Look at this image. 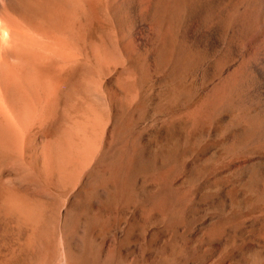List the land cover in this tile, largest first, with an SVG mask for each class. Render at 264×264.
Masks as SVG:
<instances>
[{
	"label": "rangeland",
	"instance_id": "rangeland-1",
	"mask_svg": "<svg viewBox=\"0 0 264 264\" xmlns=\"http://www.w3.org/2000/svg\"><path fill=\"white\" fill-rule=\"evenodd\" d=\"M91 1L55 2L58 6L51 4L49 14L43 15L45 19L34 16L26 18L27 22L14 17L18 18L14 20L19 29L16 31L32 38V50L48 52V58L37 55L48 62L46 74L41 64L37 65L41 59L35 60V70L32 66L27 72L31 75L38 67L39 72L43 70L38 76L46 75L49 96L46 108L43 77H37L38 71L36 76L23 70L21 73L22 67H17V78L26 73L36 81L30 80V86L36 87L27 90L34 93L33 100L29 93L26 96V90L23 96L32 101L27 102L32 113L22 110L26 118L17 119L23 114H15V108L10 114L13 106L10 108L5 99L9 112L6 104L0 107L9 113L6 117L12 122L8 123H13L19 134L17 138L15 132V141L20 138L13 148L10 145L12 149L0 151V264H177L183 263L186 255L199 264H232L218 244L197 247L196 240L162 228L164 219L180 209L169 184L180 173L181 163L157 162L146 181L130 170V163L147 119L164 122L184 116L190 132L199 129L207 137V131L218 123L229 122L231 130L237 131L244 126L246 116L264 118V101H255H262L264 93L263 99H251V104L245 102L249 99L242 103L233 97L222 102L223 97L221 103L217 99L221 84L240 76L245 55L226 54L224 59L222 47L205 52L201 45L193 51L188 49L196 56L184 52L187 54L181 55L182 60L176 48L180 41L192 45L193 26L186 24L184 30L185 26L167 20L169 16L156 15L152 10L156 0ZM94 3L93 12L89 5L93 7ZM64 7L68 8L67 16ZM51 11L54 17H48ZM88 13L94 16L90 18ZM204 26L199 24L202 31ZM201 41L206 45L204 36ZM165 45L169 52H161L160 57ZM197 52L203 59H195ZM164 55L167 57L161 62ZM221 57L223 62L230 61L228 67L225 62L226 67L220 64ZM191 60L196 64L190 65ZM17 81L18 87L24 85V78L21 83ZM13 112L19 125L13 122ZM2 114L0 118L8 120ZM237 138L227 142L225 149L230 153L243 151L241 160L264 149L262 140L256 145L255 141L241 143ZM193 144L190 141L187 146ZM41 151L47 153L46 159ZM256 175L254 169L245 182ZM262 209L264 195L253 202L252 208L225 210L220 225L225 245L249 244L236 264H264V216L259 222L253 220Z\"/></svg>",
	"mask_w": 264,
	"mask_h": 264
},
{
	"label": "bare ground",
	"instance_id": "bare-ground-1",
	"mask_svg": "<svg viewBox=\"0 0 264 264\" xmlns=\"http://www.w3.org/2000/svg\"><path fill=\"white\" fill-rule=\"evenodd\" d=\"M60 1L64 2L66 0H0V107H3V105L6 104L3 101L5 99L10 104V108L13 106V108L10 109L11 110L10 114H11L12 110L15 108L14 111H16L18 109L15 114L19 115V114H21V113L23 114V112H25V113H29L28 115H31V113H32L31 109L32 108H29L31 111V113H30V111H28V107L31 105L27 102L28 101L30 102L31 100H33L32 96L34 93H32V95H31V92L27 91V90H30V87H32V88H33V86L36 87L35 85L30 86L31 82H36L35 80L32 81L34 79V77H33V79H31L32 77H30V76L31 75L33 76V74H35L34 76H36V72L39 69V67H38L37 71H34L35 68H37V66L34 67L33 65H34V63L36 65L37 60L41 59V61H39V63H37V65L39 66V64H41L42 69L45 70V74L49 68V67H46V64H48V62L46 63V61L43 60V58H39V57L48 58L47 57L48 54L46 55V53H48V52H46L44 54L42 49H39L36 52H35V50H32V48H31L32 47L31 42H33L31 40L32 38L30 39V37L29 38L26 37L27 34H26V36H25V34L22 36L21 34L18 33V31H16L19 29L16 26L17 24L14 20L15 19L17 20L18 18L14 19V17L15 16L16 17L17 16L23 17L22 19L25 21L26 18H34V16H43L45 14H49L48 12L51 10L49 8V6L51 4L53 6H55L56 4L54 5V3L55 2L58 3ZM94 1H91V2H94ZM91 2H86V3H91ZM74 3H75V1H74ZM77 4H79L78 6L80 7V4H81L80 1L77 2ZM62 5H64V4H62ZM57 6L58 5H56V7ZM74 6H75V4H74ZM89 6L92 8V10L91 9L90 10L94 12L95 3L93 5V7L91 5H89ZM89 6H88V8H89ZM66 7H68V5ZM66 7H64L65 10L63 11L65 15L68 12V8H66ZM79 7L78 8L76 7V10L77 9L79 10ZM153 7H155V8H152V10L156 15H159V16H162L165 18H167L169 16L167 18V20L171 19V21H174L180 27L185 26L186 29H184V30H187L186 24H191L194 28V29L192 28V33H191V37L193 40L192 45H190V46L185 45L183 43V41L178 42V46L176 48L177 52L179 53L178 58H181L182 54L186 55L187 53H189L188 55L196 56L197 54L195 53L196 55H194L193 53H191L190 50H192V51L196 50L201 45H203L205 47L204 48L205 52H207L206 50H209V51L213 50L216 46L222 47V50H223L222 54L224 53V59H225V57H226V59L228 57V56H225L226 54H232L233 55V53H235V54H240L242 56L245 55L244 58L241 56L242 59H244V62L241 60L243 67L241 69L240 76H236L235 78L232 76L228 80L224 81L225 83L223 82V84H221V87L218 88L219 90L216 89V91L218 90V92H217L218 94L216 93V95L219 96L220 98L214 97L215 99L217 98L218 100L219 99L221 100L224 97L222 102H226L230 98L233 97V99L236 98L241 103H242V101L244 102V100L249 99L248 101H245V102H248L247 104H251L250 102L252 100H254L255 98H262L263 97V96H261V94L263 95V93H264V69H262V65H264V0H156V4L154 2ZM58 8H57V10H58ZM52 9H53V11L56 10L54 8H52ZM86 10H84L82 12H85ZM152 10H151V12H152ZM53 11H51V13H50L51 15L50 16L48 15V17H51V16L54 17V15H52ZM70 11H71V7H70ZM72 11H74V9ZM60 12H62V11H60ZM116 13H117V11H116ZM61 15H63V14H61ZM77 15L75 14L74 16H77ZM152 15H154V14H152ZM71 16H73V14ZM87 16L93 17L94 15L92 16V15H89V13H88ZM43 17L45 19L46 16H43ZM53 17H52V19H54ZM38 19H37V21H38ZM44 19H42V20H44ZM63 19H65V18H63ZM34 21H35V19H34ZM27 22H29V21H27ZM43 22H45V21H43ZM14 23H15L16 29L14 27ZM202 23L205 24L203 31L201 30L203 27L202 28L199 27V24H202ZM55 25H57V23ZM192 26H190V27H192ZM190 27H188V28L190 29ZM177 31H179V30H177ZM202 36H204L206 45L202 44V41H204V40L201 41ZM233 38H235L236 39L235 41H237V42L232 41L231 39H233ZM205 42H203V43H205ZM34 44H33V46H35ZM166 45H168V44H166ZM167 48H168L167 46L162 48V51H160V53H159L160 57L162 56L161 52H163V54H165L166 52H169V48L168 49ZM188 49H190V50H188ZM184 52H187V53L185 54ZM205 52H204V54H205ZM175 54H176L175 56H177L176 52H175ZM206 54H208V53H206ZM235 54H234V56H236ZM37 55L39 57H37ZM183 55H182V57H184ZM201 55L202 54H199L197 56V58L195 57V59L198 60L199 59L198 57L199 56L201 57ZM209 55L211 56V53ZM209 55H206L207 56L206 59H209V57H208ZM164 57H165V55L162 57V59H160V60H162L161 62H163V60L167 57V55L165 58ZM202 57H204V56H202ZM202 57H201V59H203ZM222 57L219 59L220 61L218 60L220 62V64H221V62H222V64L225 62L226 66H227V63L229 65L230 61L229 62L228 61L223 62V60L221 61ZM190 58L191 57L189 56L188 59H190ZM173 59L175 60V57H173ZM181 59L183 60V58H181ZM181 59L177 60V58H176V60L178 62L179 61L181 62L182 61ZM35 60H36V62H35ZM205 61L206 60H203V61L201 60L200 62H205ZM214 61L216 62V59H214ZM192 62L193 61L191 60L190 63H192ZM188 63H189V61H188ZM210 63L214 64L213 62H210ZM225 63L223 64L224 66H225ZM180 64H182V63H180ZM194 64H196V61L194 62ZM194 64L192 63L190 65H194ZM171 65L174 67L175 63H174V65L173 64H171ZM200 65H202V64H200ZM205 65H207V64H205ZM32 66L34 67V68H32L34 70H33V72H31L32 74L30 75L29 72L32 71V69H31ZM178 66H179V63H178ZM17 67H20V68L22 67L19 70L20 72H21V70L27 72V70H28L29 72H27V73L30 76L28 74L25 75L26 74L25 73L24 75L19 76L17 78V76H18L17 73H19L17 71ZM45 67L47 69H44ZM179 67H181V65ZM214 67H216V66L214 65ZM220 67L218 66L217 68H220V70H221L222 66L220 65ZM231 68H228V69L231 70ZM29 69H31V70H29ZM173 69H175V68H173ZM43 70H41V71H43ZM41 71L40 72L38 71L37 77L40 76L39 75L40 73L42 74ZM45 74L42 75V77L46 76ZM19 75H20V73H19ZM20 77H22V79H21L22 82H23V78H24V85L25 86L21 83ZM42 77H39L40 80ZM39 78H38V80H39ZM17 79L21 83L19 85V87H18L19 82L17 81ZM30 80H31V82H30ZM47 80L45 79V77H43L41 80L42 84H43L42 90H43L44 106L46 105V100H48L46 98L49 96V94L47 95V92H49V91L46 90L47 89V87H46V81ZM40 82H38V83L40 84ZM47 82L49 83V81H47ZM22 85L24 86V90H23V87L21 88ZM20 88H21V90H20ZM48 88H49V86H48ZM22 90H23V92H22ZM25 90L27 91L26 96L29 93L28 95L31 96V98H30L31 100H29V98H28L29 96L23 97L25 95V93H24ZM33 90L34 89H32V91ZM19 91H20V93L22 92L23 95L22 94L19 95L20 94ZM220 93H222V94H220ZM225 94H226V98H225ZM214 95H212V96H214ZM20 96H22V98ZM24 98H27L28 100H26ZM220 100H219V102H220ZM213 101H215V105H217V104L219 105V102L216 104V100H213ZM231 101H233V100H231ZM255 101H256V103H257V101H259V103H260V102H263L264 99L262 101H261V99H258ZM255 101H254V103H255ZM236 102L238 105L241 104L238 101H236ZM30 103H32V101ZM226 104H228V103H226ZM6 106H7V104L5 105V108H7V112H9L8 107H6ZM222 106H219L218 108H220V107L222 108ZM45 107L47 108V106H45ZM46 108H45V110H47ZM20 109H21V111H20ZM223 109H220V110H223ZM22 110H23V112H22ZM1 111H3V112H1ZM4 111H5L4 109H2V110L0 109V117L3 115L2 113H4L5 117H6V115L9 114V113L6 114L7 112L6 111L4 112ZM18 111H20V112L17 113ZM47 112H49V111H47ZM15 114L13 112V115H11V117L14 118ZM201 114H202V112H201ZM216 114H218V113H216ZM256 114H258V113H256ZM242 115H243V113H242ZM246 115H248V114H246ZM260 115H262V113ZM252 116H255V115L252 114ZM252 116L251 117L249 116V118H248V116H246L247 117L246 121L242 122V123H244V126L242 124V127L240 126V128H238V130H237L238 135H239L238 136L239 141L241 143H246V142H250V141L251 142L252 141H255V142L259 141V143H261L260 140H262V142H264V118H258V115H256V117H252ZM262 117H264V116H262ZM6 118L8 119L9 116ZM16 118H17V116H16ZM21 118H26L25 114L19 115V117L17 119H21ZM243 118H245V114H244ZM206 119H207V117H206ZM240 119H242V118H240ZM14 120H15V118L13 119V122H14ZM20 121H22V120H20ZM40 121H41V119H40ZM8 122H12V119H11V121L9 119L5 121L4 119L0 118V151H3L1 149L5 148V147H6V150L8 151V150H10L9 148H11V146H10L11 144H13L12 148L15 145L14 141L16 140L15 135L17 132L15 131L14 124L13 123L9 124ZM16 122L19 125V123H20L19 120L18 121L15 120L14 123H16ZM22 122H24V119ZM22 122H21V124H22ZM239 123H241V122L239 121ZM12 125L14 128L12 127ZM235 126H236V124H235ZM17 128H18V126L16 127V129ZM18 129H20V128H18ZM18 136H19V134L17 133V138H18ZM19 139H17V142ZM17 142L15 141L16 145H17ZM256 145H258V143ZM8 146H10V147H8ZM7 147H8V149H7ZM6 150L4 149V151H6ZM45 151L48 152V147ZM46 152L43 151L41 153L42 154L41 156H43V158L47 157V156H45L47 154ZM44 153H45V155H44ZM38 159H39V157H38ZM259 188L261 190V193L264 194V170L262 171L261 181L259 182Z\"/></svg>",
	"mask_w": 264,
	"mask_h": 264
},
{
	"label": "water",
	"instance_id": "water-1",
	"mask_svg": "<svg viewBox=\"0 0 264 264\" xmlns=\"http://www.w3.org/2000/svg\"><path fill=\"white\" fill-rule=\"evenodd\" d=\"M187 124L188 118L184 116L164 122L145 120L140 143L132 153L130 170L146 181L157 162L181 163L180 173L169 184L170 194L180 209L164 219L162 228L187 240H196L197 247L218 244L224 257L236 264L249 244L225 245L220 225L225 210L252 208L253 202L264 195L259 188L264 149L241 160L243 151L230 153L225 149L227 142L239 136L238 131L231 130L229 122L213 125L207 137L199 129L190 132ZM190 141L194 143L191 148L187 146ZM254 169L257 175L246 183L244 178ZM263 216L264 209L253 220L259 222ZM177 264L199 263L186 255L183 263Z\"/></svg>",
	"mask_w": 264,
	"mask_h": 264
}]
</instances>
